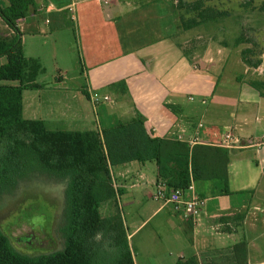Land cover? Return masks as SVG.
Masks as SVG:
<instances>
[{
	"label": "crops",
	"instance_id": "0c3cea01",
	"mask_svg": "<svg viewBox=\"0 0 264 264\" xmlns=\"http://www.w3.org/2000/svg\"><path fill=\"white\" fill-rule=\"evenodd\" d=\"M85 2L78 4V24L87 79L79 90L97 117L101 113L94 131L103 138L110 131L140 126L153 144L189 146L198 138L191 149L227 150L230 193H224L223 179L193 180L197 193L206 200L197 221L187 219L182 206L165 201L155 213L172 206L179 229H192L194 256L201 264H254L255 259H264V96L246 77L224 75L231 66H245L244 74L253 68L242 57L234 59L226 53V47L189 45L206 31L208 23L184 30L177 6L170 8L165 0H111L108 4L96 0L95 6ZM70 9L63 6L55 13ZM21 25L22 20L18 22L22 30ZM35 88L40 87L35 84L26 89ZM228 133L240 145L222 147ZM112 176L115 188L122 190L118 202L127 187H137L139 180L156 190L161 182L155 162L119 165L112 169ZM244 255L247 261L239 262ZM180 259L188 258L182 254Z\"/></svg>",
	"mask_w": 264,
	"mask_h": 264
},
{
	"label": "trees",
	"instance_id": "16d2710c",
	"mask_svg": "<svg viewBox=\"0 0 264 264\" xmlns=\"http://www.w3.org/2000/svg\"><path fill=\"white\" fill-rule=\"evenodd\" d=\"M0 6V17L13 30L11 38L0 37V196L16 191L21 181L40 175L52 184H65L64 207L57 226L62 249L40 256L19 252L0 229V264H135L127 232L117 212L122 190L114 186L112 169L131 163L155 162L158 180L170 189H185L191 182L223 179L228 188L227 150L190 148L167 142L150 143L140 126L104 134L94 130H51L42 119L24 117V90L35 87L40 71L36 60L25 56L18 22L25 19L35 0H8ZM181 27L190 30L226 17L203 0H179ZM247 41V40H246ZM245 42L242 36L236 44ZM254 48H245L241 57L249 68L264 65L250 58ZM6 83H18L8 88ZM250 85L264 96V78ZM114 204L116 211L103 216L101 208ZM244 258L239 262H246ZM177 264H201L198 257L180 259Z\"/></svg>",
	"mask_w": 264,
	"mask_h": 264
},
{
	"label": "rangeland",
	"instance_id": "374dc122",
	"mask_svg": "<svg viewBox=\"0 0 264 264\" xmlns=\"http://www.w3.org/2000/svg\"><path fill=\"white\" fill-rule=\"evenodd\" d=\"M82 1L96 4V0H35L28 16L22 19L20 30L25 56L40 64L34 81L40 88L24 90V117L42 119L51 130H96L97 118L101 115L97 117L92 104L79 90L86 85L87 79L83 34L78 24L81 21L79 5L86 4ZM203 1L206 6L228 15L209 22L206 31L194 37L189 45L210 43L219 49L226 47L225 52L233 54L234 59L241 58L243 49L254 48L256 55L249 57L264 62V0ZM178 2L165 0V5L176 8ZM67 5L73 10L55 13V9ZM0 6L5 8L8 2L0 0ZM12 31L0 17V37L11 38ZM242 36L245 42L236 44ZM5 63L6 58H0V66ZM261 69L244 74L245 66H231L226 68L224 75L228 79L242 75L250 82L253 78L264 77V68ZM3 86L20 87L18 83ZM115 173L117 176L118 169ZM141 182H136L135 188L128 186L116 205L127 236L146 221L135 235L128 237L135 264H177L182 254L187 258L194 256L192 229H179L171 213L172 206L155 213L163 201L150 196L156 189ZM63 185L33 175L29 180L21 181L14 193L0 196V229L22 254L40 256L62 249L57 226L64 207ZM115 211L114 204L101 208L103 216ZM257 259L254 264L264 261Z\"/></svg>",
	"mask_w": 264,
	"mask_h": 264
},
{
	"label": "built area",
	"instance_id": "2783aa9c",
	"mask_svg": "<svg viewBox=\"0 0 264 264\" xmlns=\"http://www.w3.org/2000/svg\"><path fill=\"white\" fill-rule=\"evenodd\" d=\"M110 1L111 0H103L105 4L110 3ZM70 10L73 9L71 8ZM261 68H264V65H261L257 69L262 70ZM95 99H97V96H95ZM200 127H203V125L201 124ZM198 142V138H195L194 140L190 141L189 146L193 147L194 145L198 144ZM240 143L241 142L239 140L233 139L232 134L228 133L225 135V138L220 145L222 147L232 148L236 145H240ZM153 197L156 200L174 204L176 207L182 206L185 217L189 220H193L194 222L200 218L203 209L206 206V200L197 193L193 180H191L190 184L185 189H170L166 182H159L156 193L153 195Z\"/></svg>",
	"mask_w": 264,
	"mask_h": 264
}]
</instances>
